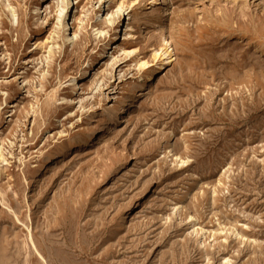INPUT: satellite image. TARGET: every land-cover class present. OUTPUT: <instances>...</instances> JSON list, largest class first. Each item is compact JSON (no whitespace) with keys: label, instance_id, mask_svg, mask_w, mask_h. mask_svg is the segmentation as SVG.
Returning <instances> with one entry per match:
<instances>
[{"label":"rangeland","instance_id":"rangeland-1","mask_svg":"<svg viewBox=\"0 0 264 264\" xmlns=\"http://www.w3.org/2000/svg\"><path fill=\"white\" fill-rule=\"evenodd\" d=\"M117 1L0 0V264H264V0H140L73 125Z\"/></svg>","mask_w":264,"mask_h":264},{"label":"bare ground","instance_id":"bare-ground-1","mask_svg":"<svg viewBox=\"0 0 264 264\" xmlns=\"http://www.w3.org/2000/svg\"><path fill=\"white\" fill-rule=\"evenodd\" d=\"M140 3V0H118L115 6L106 15L102 16L98 23L91 27L90 31L86 32L81 39L84 41V45H80L74 50V71L76 74L63 98V111L67 115V121H71L73 125L83 124L85 121H88L93 113L94 97H91L93 94L91 95L88 92L89 84L87 81L92 71L103 60L100 44L106 39V30L116 25L119 20V15H125L129 11L128 15H130L132 13L131 10L140 5ZM67 8L68 3L67 5L65 4V7H61L59 14L60 20L66 15ZM38 10L40 12L43 11L42 8ZM85 56L90 57L87 61V63H90L89 67H86L87 63H83ZM99 58L100 60H98ZM90 69L91 72H89ZM85 75H87L86 79L84 78ZM89 129L91 130V128Z\"/></svg>","mask_w":264,"mask_h":264}]
</instances>
